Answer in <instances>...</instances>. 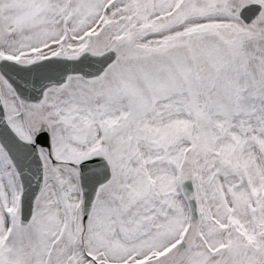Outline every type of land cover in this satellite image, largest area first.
<instances>
[{
    "label": "rangeland",
    "instance_id": "rangeland-1",
    "mask_svg": "<svg viewBox=\"0 0 264 264\" xmlns=\"http://www.w3.org/2000/svg\"><path fill=\"white\" fill-rule=\"evenodd\" d=\"M251 2L262 10L246 23ZM110 48L102 76L38 104L0 74L9 122L52 143L25 225L0 145V264H264V0H0V57ZM93 152L113 177L84 222L79 163Z\"/></svg>",
    "mask_w": 264,
    "mask_h": 264
},
{
    "label": "water",
    "instance_id": "water-1",
    "mask_svg": "<svg viewBox=\"0 0 264 264\" xmlns=\"http://www.w3.org/2000/svg\"><path fill=\"white\" fill-rule=\"evenodd\" d=\"M262 4L245 5L240 16L251 23L261 12ZM117 51L110 48L102 53L86 51L76 57L49 56L23 63L9 57L0 58V73L14 88L18 97L27 103H40L46 91L67 81L69 76L83 75L92 79L101 76L117 59ZM0 143L9 153L23 184L21 223L31 220L36 200L44 185V162L38 145L50 147L48 132L41 133L36 142L22 138L6 117V108L0 92ZM80 185L83 192V220L89 218L99 189L112 178V167L104 155H95L80 163ZM184 193L190 197L195 190L191 178L181 183ZM192 217H198V204L190 198Z\"/></svg>",
    "mask_w": 264,
    "mask_h": 264
},
{
    "label": "flooded vegetation",
    "instance_id": "flooded-vegetation-1",
    "mask_svg": "<svg viewBox=\"0 0 264 264\" xmlns=\"http://www.w3.org/2000/svg\"><path fill=\"white\" fill-rule=\"evenodd\" d=\"M78 77H80V76H78ZM44 131H48V129H40L39 131H36V130H31L30 132V137H28L29 139H31L32 141H35L36 140V138L41 134V133H43ZM46 150L47 149H45V148H42V152L43 151H45L46 152ZM97 154H100V152H93V153H91L89 156H87V157H85V158H83L81 161H80V163L84 160V159H87V158H89V157H91V156H93V155H97ZM79 163V164H80ZM36 208V207H35ZM34 214H35V211H34Z\"/></svg>",
    "mask_w": 264,
    "mask_h": 264
},
{
    "label": "bare ground",
    "instance_id": "bare-ground-1",
    "mask_svg": "<svg viewBox=\"0 0 264 264\" xmlns=\"http://www.w3.org/2000/svg\"><path fill=\"white\" fill-rule=\"evenodd\" d=\"M185 243V242H184Z\"/></svg>",
    "mask_w": 264,
    "mask_h": 264
}]
</instances>
